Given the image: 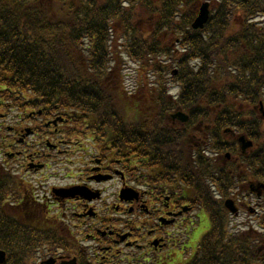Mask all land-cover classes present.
<instances>
[{
    "label": "trees",
    "instance_id": "16d2710c",
    "mask_svg": "<svg viewBox=\"0 0 264 264\" xmlns=\"http://www.w3.org/2000/svg\"><path fill=\"white\" fill-rule=\"evenodd\" d=\"M206 1L213 7L210 20L204 30L195 31L192 24ZM120 53L140 63L146 76L157 77L158 85L146 99L143 131L128 130V143L123 144L128 161L137 164L142 149L149 160L159 159L156 149H175L176 130L167 127L165 117L180 107L193 125L204 120L210 138L221 143L216 148L220 153L234 149L233 142L222 145L227 129L253 139L257 146L242 163L247 173L252 169L260 177L264 171V120L258 112L264 104V0H0V108L15 99H22L23 109L30 108L25 100L31 94V105L59 108L73 122L79 119L78 124L118 129L123 141V127L130 121L122 119L116 104L117 88L105 81L111 70L115 78ZM174 68L179 70L173 79L181 91L170 102L168 88L160 80ZM15 93L20 97L15 98ZM207 165L213 174L218 170L214 164ZM237 166H227L231 178ZM240 173L247 178L248 174ZM224 174L229 180L227 168ZM207 190L205 183L197 182L196 192L205 198L213 225L195 262L264 264V233L229 232L227 217L221 215H227L224 206ZM18 219L26 222L24 217ZM261 220L264 226V217ZM0 227V244L14 243L8 252L16 264L27 259L31 238L35 245L46 238L25 234L22 226L8 220Z\"/></svg>",
    "mask_w": 264,
    "mask_h": 264
},
{
    "label": "flooded vegetation",
    "instance_id": "af4514ba",
    "mask_svg": "<svg viewBox=\"0 0 264 264\" xmlns=\"http://www.w3.org/2000/svg\"><path fill=\"white\" fill-rule=\"evenodd\" d=\"M131 120L143 131L142 117ZM169 121L171 127L180 130L175 132V149L155 152L158 156L167 153L169 163L174 165L156 189L148 188L149 178L145 175L150 171L146 170L144 153L138 164V187L134 184L136 178L128 171L131 164H113L107 157L109 152L83 160L85 164L75 170L72 161L62 162L72 167L63 178L65 183L49 185V179L59 178L45 175L50 170L49 161L55 163L59 158L74 156L69 147L75 148L76 143L65 134L72 129L69 121L48 128L51 130L37 120L19 126L11 134L15 138L11 150L17 151L4 150V156L17 164L9 166L6 160L0 164V178L4 180L0 181V200L3 198L10 215L27 221L43 220L46 226L55 225L75 238L66 252L76 256L64 254V248L59 247L51 257L55 259L52 264H62L72 257L76 264H181L183 253L191 249L194 207L188 196H181L176 189L188 181L190 164L185 157L192 154L198 142L191 127L175 118ZM28 127L32 133L24 136L23 130ZM184 144L188 148L182 149ZM3 146L7 148L5 143ZM230 160L237 161L233 157ZM123 187H134L136 192L121 197ZM71 188L73 195L65 198L62 189ZM187 236L188 241L184 240Z\"/></svg>",
    "mask_w": 264,
    "mask_h": 264
},
{
    "label": "rangeland",
    "instance_id": "374dc122",
    "mask_svg": "<svg viewBox=\"0 0 264 264\" xmlns=\"http://www.w3.org/2000/svg\"><path fill=\"white\" fill-rule=\"evenodd\" d=\"M135 69H137V66L127 62V67L124 70V75L125 77H127V79H125L127 81V84L128 83L133 84V80L137 78ZM92 155H95V153H93ZM68 160L74 162L73 166L75 170L76 166L84 165L85 163L83 162V160L88 161V158H86V154L76 151L73 158L72 159L70 158ZM61 162H62L61 160H58L57 161L58 164L54 163L53 166L50 168V170L47 171V173H45V175L48 176L49 178L50 176H53V175H56L59 177L58 179H49L48 181L49 185L64 184L65 181L63 180V178L65 177L67 173H69L72 170V167L71 168L67 167ZM63 162H66V161L63 160ZM242 219L245 220L247 223H252L253 221V219L249 218L247 215H243ZM236 223L237 222H235V224ZM207 230H208V223L206 221H203L201 226L198 228V230H196L192 235L191 242H190L191 247H193L198 242V240L206 233ZM188 256L189 255L187 253L186 257Z\"/></svg>",
    "mask_w": 264,
    "mask_h": 264
},
{
    "label": "water",
    "instance_id": "95a60500",
    "mask_svg": "<svg viewBox=\"0 0 264 264\" xmlns=\"http://www.w3.org/2000/svg\"><path fill=\"white\" fill-rule=\"evenodd\" d=\"M209 14H210L209 5L206 4L201 9V13H200L199 19H197V21L193 25L194 29H202V28H204V25L208 22ZM240 141L243 142V143L245 142L244 143V149L250 147V145H251L250 143H246L244 138H241ZM3 258H4V255L2 254V259L1 260H3Z\"/></svg>",
    "mask_w": 264,
    "mask_h": 264
}]
</instances>
